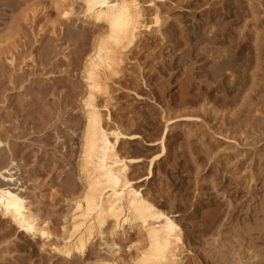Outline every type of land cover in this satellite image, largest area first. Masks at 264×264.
<instances>
[{"label":"rangeland","instance_id":"374dc122","mask_svg":"<svg viewBox=\"0 0 264 264\" xmlns=\"http://www.w3.org/2000/svg\"><path fill=\"white\" fill-rule=\"evenodd\" d=\"M71 1L0 0V168H14L11 183L58 236L81 190L82 68L97 38L79 13L60 16ZM184 2L168 10L175 49L143 33L147 47L123 61L127 87L142 97L111 85L110 115L142 136L125 146L143 158L131 173L157 207L177 215L184 243L191 241L182 264H264V0ZM163 110L198 120L172 127L145 178L146 158L158 148L144 143L159 136ZM130 236L118 240L126 262L135 256ZM0 264L78 262L42 249L0 214Z\"/></svg>","mask_w":264,"mask_h":264},{"label":"bare ground","instance_id":"6f19581e","mask_svg":"<svg viewBox=\"0 0 264 264\" xmlns=\"http://www.w3.org/2000/svg\"><path fill=\"white\" fill-rule=\"evenodd\" d=\"M72 1L59 11L60 16L69 18L79 13L77 15L82 21L88 23L97 34L82 68L85 81V93L82 96L84 124L80 134L79 161L75 169L81 190L72 199L71 213L62 231L59 236L54 235L49 222L34 211L20 189L11 183L14 168L5 166L0 168V179L7 182L0 184V214L15 232L31 240H40L42 249L48 248L63 260L76 258L78 264L89 262L90 259L92 261L88 264H182L184 254L190 252L191 241L184 243L177 215L157 207L149 193L134 180L132 168L143 158L132 156L125 146L142 136L132 127H124L122 119L113 120L108 104L112 99L110 89L113 84L142 97L136 90L127 87L126 70L121 65L125 59L147 47L149 38L142 36L143 33L154 32L151 39L159 40L165 45L164 48L175 49L169 45L175 34L168 20V10L180 8L185 2L98 0L90 3L89 0H77L81 6L76 12ZM207 32L203 33V38ZM102 101L104 103L101 104ZM160 103L165 107L166 103L161 100L158 102L162 110ZM187 103L183 101L177 107L184 108ZM205 110L203 108L200 111ZM160 112L162 128L159 136L144 143L148 147L158 148L157 152L146 158L145 178L151 177L155 163L165 155V142L172 127L178 122L198 120L195 112L176 115L164 110ZM129 118L133 126L137 117L131 115ZM10 164L15 165L14 160ZM246 178L249 187L256 181L257 176L251 167ZM131 233L136 236V244L131 246L135 248V256L126 262L120 256L118 240L131 238ZM97 241L100 243L99 249L106 248L107 257H101L103 253L99 255L98 249H95Z\"/></svg>","mask_w":264,"mask_h":264},{"label":"snow or ice","instance_id":"6c2138e0","mask_svg":"<svg viewBox=\"0 0 264 264\" xmlns=\"http://www.w3.org/2000/svg\"><path fill=\"white\" fill-rule=\"evenodd\" d=\"M90 3H96L98 0H89ZM67 15V14H66Z\"/></svg>","mask_w":264,"mask_h":264}]
</instances>
